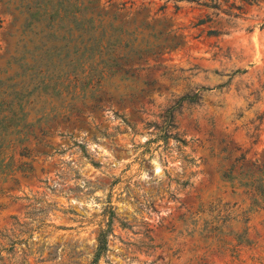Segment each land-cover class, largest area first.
<instances>
[{
  "label": "rangeland",
  "instance_id": "obj_1",
  "mask_svg": "<svg viewBox=\"0 0 264 264\" xmlns=\"http://www.w3.org/2000/svg\"><path fill=\"white\" fill-rule=\"evenodd\" d=\"M0 264H264V0H0Z\"/></svg>",
  "mask_w": 264,
  "mask_h": 264
},
{
  "label": "trees",
  "instance_id": "obj_2",
  "mask_svg": "<svg viewBox=\"0 0 264 264\" xmlns=\"http://www.w3.org/2000/svg\"><path fill=\"white\" fill-rule=\"evenodd\" d=\"M101 14L102 13L100 12H96L95 16H98V18H96V24L94 22L95 17H88L86 24L82 26L83 31L80 33V37L82 38L81 44L83 45V48H85L86 51L92 52L93 50H97L102 46L101 40L104 35L103 32L108 25H111V22L109 21L104 23V21L100 17L102 16ZM96 28H99L100 30L98 35L95 33ZM94 33L96 34V38L94 37ZM104 242L105 241L103 235H100L99 233L96 237V246L92 254L91 262H94L100 256V253L104 249Z\"/></svg>",
  "mask_w": 264,
  "mask_h": 264
}]
</instances>
